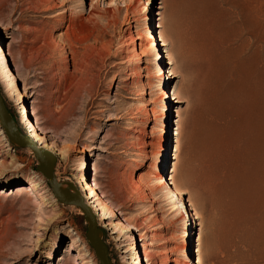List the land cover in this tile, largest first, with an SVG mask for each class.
Instances as JSON below:
<instances>
[{"label":"rangeland","instance_id":"rangeland-1","mask_svg":"<svg viewBox=\"0 0 264 264\" xmlns=\"http://www.w3.org/2000/svg\"><path fill=\"white\" fill-rule=\"evenodd\" d=\"M220 1L0 0L3 97L21 130L57 155L59 181L81 192L86 177L98 187L96 215L114 264H264L259 247L233 245L217 199L251 188L264 203V0H226L239 20ZM129 32L137 53L147 48L140 56ZM230 44L243 60L239 91L225 75ZM103 47L115 57L95 56ZM203 50L211 81L197 66ZM178 91L183 101L173 99ZM261 121L262 140L249 151L245 130ZM209 130L213 139L200 135ZM185 142L196 147L190 162ZM38 165L0 125V264H101L83 211L58 201ZM187 165L183 193L170 192L163 180L180 181ZM128 222L138 229L127 231Z\"/></svg>","mask_w":264,"mask_h":264},{"label":"bare ground","instance_id":"bare-ground-1","mask_svg":"<svg viewBox=\"0 0 264 264\" xmlns=\"http://www.w3.org/2000/svg\"><path fill=\"white\" fill-rule=\"evenodd\" d=\"M220 3L223 4V6L226 5V6L230 7L228 9L227 8L226 9H227L229 15H231L233 19H236V20L241 19V15L239 13H237V11L235 10V7H234V5H236V2L234 3V1L233 2H228L226 0H221ZM125 6H127V5H125ZM245 7H247V6L244 5L243 8H245ZM118 16H120V15H118ZM236 24L240 25L242 23L240 22V23H236ZM128 39H130L132 41V47H133L132 48V53H134L133 54L134 57H136L137 55H139L142 52L147 51V48L145 47L144 50H142L140 53H137V51H138L137 48H136L137 47V43H135V39H134V37L132 35V32L128 33ZM148 41H149V45H150L149 47H151V48H153V47H155L157 45V39L154 38V37H151V35H150V39ZM233 44H230L229 47L225 51V58H226L225 60H227V62H224L225 75L228 78V85L231 86V88L235 89L236 91H239L241 89V85H242V82H243V74H244V71H243V60H240V57H239V54H238V50L235 49V46ZM144 45H145L144 42L140 41V43H139L140 48H142ZM163 45H165V44H163ZM9 55H12L11 51L8 53V56ZM202 55L204 56V59H202L201 61H198L197 66L199 67L200 71H202V72L204 71V72L208 73V78H209L210 81L214 80L215 79L214 78L215 68L212 67L211 65H209L206 62V59L208 57L207 50H203L202 51ZM95 56L103 57L104 60L112 59L113 57H115L109 52V50L106 47H103V48H101L99 50H96ZM171 59H173L174 61H178L179 55H176L175 52H172L171 53ZM136 60H137V58H136ZM194 61L197 62L196 60H194ZM220 63H221V60H218L217 65L220 64ZM112 68H116V66H112ZM16 69H18V68H16ZM111 73H112V71H111ZM175 76H177V75H175ZM164 93L166 94L165 90H164ZM175 94H176V91L174 92V95ZM183 98H185L183 93L181 91H178V97L173 98V99L177 100V101H183L184 100ZM21 113L23 115H26V116L29 115V111L27 109H25V108H23ZM262 128H263V122L261 121V122L257 123V129H256V126L254 127L251 123L248 124L246 130L244 129L245 130V141L247 140V143L246 142L245 143L248 144L249 151H251L253 143L256 140L257 141L262 140L261 135H259L261 130H262ZM31 130L34 131L35 128H34V130L33 129H31ZM32 134H33L32 135L33 139H35L38 143L43 145L42 137H40V135L38 133H36L35 131ZM200 135H202L203 138L213 139L212 138L213 137L212 136V132L210 130L202 132V134H200ZM238 141L239 140H237V142ZM181 148H183V150L185 151V154L188 156V160L190 162L191 159H192V151L196 147H192V146L189 145V142H185L183 144L181 143ZM244 152H245V150H244ZM244 152H242V153L244 154ZM246 156L249 157V155H246ZM243 157H244V155H243ZM193 169L194 168L189 166V165H187L183 169H181L180 172H178L179 176L181 177L180 181L175 179V182H173V181L169 182V178L164 179L163 180L164 183H166L168 186H171V187H169L170 188V192H174L175 194H178V192L179 193H183L182 190H180V183H183V180L186 179V177L189 175V173ZM173 171H175V170H173ZM250 180H252V178H250ZM78 185H79V187L81 189V192L83 193L84 197L87 199V203L92 207V209L94 210L95 214L100 216L99 212H97V209L100 208V207L98 208V206H100L99 202H101L102 196L99 194V191L96 189L98 187L93 189L92 186L89 184V182H88L86 177L82 178L78 182ZM90 189H91V192H90ZM250 189L251 188H248V190H247L249 192V194L246 195L243 198L240 197V196H237L235 191H234V189H232V188L231 189H226L224 192H222V191L219 192V197H217V199H218V204L223 203L225 205V208L227 209L228 215H229V217L231 219V221H230V223L228 225L229 226V234H230V231L232 229V231L235 232L236 237H238V239H235L233 245L234 246L239 245V244L243 245L244 241H248L249 245H253L256 248L259 247L261 258L263 257L262 259H264V203H260L258 201L257 197L251 194ZM255 190L256 189H254V191ZM27 191H29V190H27ZM245 193H247V192H245ZM95 196H97V197H95ZM225 200H227L226 203H225ZM111 209L114 212L113 214H115L114 206ZM225 213H226V211H225ZM109 225H110L109 223L106 224V226L108 228H111ZM134 229H138V228L135 225H133V224L128 222L126 230L129 231V230H134ZM210 242H211L212 245H214L215 242H217V232L215 230L212 232V235L210 237ZM136 246H139V245H136ZM185 249H186V254H187V257H188L189 254H190L189 251H188V247H186ZM148 256L149 255H146V258H148ZM136 263H140L141 264V259H138L136 261ZM196 263L201 264V260L198 259ZM189 264H195V263L194 262H190Z\"/></svg>","mask_w":264,"mask_h":264},{"label":"water","instance_id":"water-1","mask_svg":"<svg viewBox=\"0 0 264 264\" xmlns=\"http://www.w3.org/2000/svg\"><path fill=\"white\" fill-rule=\"evenodd\" d=\"M0 125L5 131L10 143L17 147L31 149L38 162V169L47 178L59 202L75 204L83 211L88 222L87 237L94 247L101 264H114L109 255V247L102 238V229L98 224V217L92 207L73 182H61L55 174L57 155L44 145L38 143L31 136L24 133L12 116L0 88Z\"/></svg>","mask_w":264,"mask_h":264}]
</instances>
